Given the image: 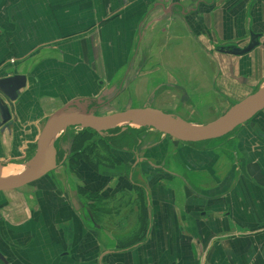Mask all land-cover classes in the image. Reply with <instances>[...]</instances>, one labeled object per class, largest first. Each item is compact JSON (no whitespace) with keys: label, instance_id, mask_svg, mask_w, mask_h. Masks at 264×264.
I'll list each match as a JSON object with an SVG mask.
<instances>
[{"label":"crops","instance_id":"0c3cea01","mask_svg":"<svg viewBox=\"0 0 264 264\" xmlns=\"http://www.w3.org/2000/svg\"><path fill=\"white\" fill-rule=\"evenodd\" d=\"M253 37L249 53L229 52ZM262 91L264 0H0L9 176L23 175L30 163L10 164L65 108L172 115L208 103L223 115ZM209 141L142 131L101 169L81 161L73 171L65 156L40 180L0 191V264H264V110Z\"/></svg>","mask_w":264,"mask_h":264},{"label":"water","instance_id":"95a60500","mask_svg":"<svg viewBox=\"0 0 264 264\" xmlns=\"http://www.w3.org/2000/svg\"><path fill=\"white\" fill-rule=\"evenodd\" d=\"M257 45V37H253L252 42L247 47L238 50L231 49L229 52L235 55H243L252 51ZM253 99L254 102L245 108L226 112L216 120L196 128L169 123L165 118H170L171 115L151 107H128L126 110L106 115L94 114L89 111H71L65 108L53 114L46 121L37 141L35 154L31 159L32 165L26 173L14 180H5L2 177L5 165L0 163V191L18 189L34 183L59 167L61 163L58 162L55 145L53 144L48 148L50 135L57 128L80 127L92 129L102 134L116 128L120 123L140 121L145 126L154 128L179 141L197 143L224 136L262 112L264 110V92L258 93Z\"/></svg>","mask_w":264,"mask_h":264},{"label":"trees","instance_id":"16d2710c","mask_svg":"<svg viewBox=\"0 0 264 264\" xmlns=\"http://www.w3.org/2000/svg\"><path fill=\"white\" fill-rule=\"evenodd\" d=\"M143 131L142 128L135 129L131 127H116L108 132L105 133H98L92 129H83L82 132L78 133L74 136V140H71V146L65 149L62 146V141L67 139V135H62L58 140L55 142V148L57 149L58 154V162H62L65 156H67L66 162L70 165L73 171L76 170L77 165L81 161H87L88 163L92 164L94 167L101 169L103 166H108L109 164L106 163L108 160L107 158L101 157V154L96 151L97 144L104 146L107 150L108 154L112 149H124L128 148L131 149L138 145V141L140 140V133ZM91 135H90V134ZM98 136L101 140L93 141L91 137L84 138V136ZM94 149V150H93ZM107 156H110L107 155ZM103 158V159H102ZM88 201L90 205H93L94 202V195H87ZM147 211L145 208L143 209V217L147 216ZM146 222V223H145ZM138 232L143 231L146 232L148 229L147 220H141V225L138 227ZM142 239V237H141Z\"/></svg>","mask_w":264,"mask_h":264},{"label":"rangeland","instance_id":"374dc122","mask_svg":"<svg viewBox=\"0 0 264 264\" xmlns=\"http://www.w3.org/2000/svg\"><path fill=\"white\" fill-rule=\"evenodd\" d=\"M124 99L128 100L127 98L122 97V100H124ZM204 99L206 100L205 103H207V102L212 103L211 104L212 106L215 104L213 98L206 97ZM211 99H212V101L210 102ZM126 100H124V102H122V103H119V105L117 107L119 109H122V110L125 109V107L127 106L125 104ZM252 102H254V99H251V100L247 101L242 107H240L238 105L237 106H233L234 108L232 107L231 108L232 110H230V111L241 110V109L245 108L246 106H248L249 104H251ZM207 104H204L203 106L200 105L199 107H197L195 112H191V111L190 112L189 111L186 112V111L181 110V111L173 113L174 115H177V116H173V114L172 115L170 114L171 115L170 118L169 117H167V118L169 119V121H171L172 124H175V125H178V126L190 127V128L200 127L202 125L210 123L212 120H214L216 118H219L220 115H221L220 114L221 112H218L219 110L218 111H210V109H208L210 107ZM217 108H219V107H217ZM94 109H95L94 110V114L106 115V114H111L112 113V111L110 112V110H109L110 107L107 104H100L99 106H96ZM181 119H183V120H181ZM118 126L119 127H122V126L123 127L124 126L125 127H131V128H135V129L142 128L144 134L152 133V134H154L157 137H159L161 134H163V133L157 131L154 128L145 126L140 121L123 122V123H120ZM62 129H63V131L60 130L59 135L61 134V132H66L65 135H67V139H65V140H74V136H76L78 133L82 132V130H83L80 127H70L67 130L64 129V127H63ZM151 129H153V131H148V130H151ZM59 135H58V137H59ZM86 137H88L89 139L91 137V139H90V140H92L91 142H93V141L97 142L98 140H101L96 135L95 136H87V134H86L84 136V138H86ZM57 138L54 139V140H57ZM151 138H154V137L151 136ZM216 140H219V139H216ZM211 141L212 140H210L209 142H211ZM198 143L204 144V143H208V141H203V142H198ZM35 151H36V144L33 147H31V148L29 147L28 152L25 155V158L13 160L12 161L13 163H11L10 165H20V164L22 165V164L30 163V166H31L32 163L30 162V160L32 159V156L35 153ZM96 151L99 153V155L101 154V157H103V158L104 157L107 158L108 157L107 155H109L107 150L105 149V147L101 146L99 144V142L97 144ZM10 165H8V166H10ZM8 166H6V167H8ZM30 166H27V168L23 172V174L29 169ZM18 177H20V176H18ZM79 191L81 192V189H79Z\"/></svg>","mask_w":264,"mask_h":264},{"label":"bare ground","instance_id":"6f19581e","mask_svg":"<svg viewBox=\"0 0 264 264\" xmlns=\"http://www.w3.org/2000/svg\"><path fill=\"white\" fill-rule=\"evenodd\" d=\"M165 120H166L167 122L171 123V121H169L168 118H165ZM60 130H62V128H57V129H55V130L52 132V134L50 135L49 141H48V148H50V147L52 146V144L50 143V140H51V142L55 141L54 139H56V138L58 137ZM31 165H32V164H31ZM29 168H30V167H29ZM27 171H28V170H27ZM27 171H26V172H27ZM26 172H25V173H26ZM2 177H3V179H5V180H14V179L19 178V177H12V176H9V175L5 174V173H4V169H3V176H2Z\"/></svg>","mask_w":264,"mask_h":264}]
</instances>
